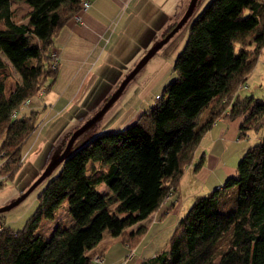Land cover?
<instances>
[{"label":"trees","instance_id":"16d2710c","mask_svg":"<svg viewBox=\"0 0 264 264\" xmlns=\"http://www.w3.org/2000/svg\"><path fill=\"white\" fill-rule=\"evenodd\" d=\"M20 1L29 6L23 22L13 18L12 3ZM82 4L0 0L5 24L0 52L22 78L7 94L0 58V183L24 163L23 146L39 125L38 110L29 106L55 82L61 63L52 66L55 38L81 14ZM263 49L264 0H211L194 19L173 66L176 76L157 101L119 130L77 139L23 228L11 229L0 220V264H93L89 250L106 230L134 249L147 228L130 227L177 192L205 132L224 110L230 117L246 115L240 138L255 132L258 139L240 158L234 176L194 200L169 249L140 264H264V97L240 91ZM202 163L203 156L195 169ZM102 181L111 192L96 188ZM65 200L75 223L57 225L45 237L38 232L40 224Z\"/></svg>","mask_w":264,"mask_h":264},{"label":"rangeland","instance_id":"374dc122","mask_svg":"<svg viewBox=\"0 0 264 264\" xmlns=\"http://www.w3.org/2000/svg\"><path fill=\"white\" fill-rule=\"evenodd\" d=\"M190 0H147L139 7L135 15L132 8L123 6L115 17V25L127 15L133 17L122 39L115 49L104 55L98 67L96 77L81 91V82L77 85L76 94H66L55 86L42 96L32 98L29 107L38 110V128L23 146L24 163L11 179L0 183V207L7 205L24 192L40 175L53 155L62 148L67 136L92 117L117 89L121 81L135 66L137 61L162 39L167 29L177 22L187 9ZM211 0H198L192 14L182 26L150 57L134 77L125 86L122 93L106 112L80 137L90 139L104 132L115 131L136 120L140 112L148 109L157 101V94H162L164 86L175 78L173 69L175 60L184 48L192 23L197 15ZM13 18L18 22L27 21L24 17L29 6L26 2H13ZM5 26L0 21V28ZM0 58L5 61L6 92L9 94L22 82L21 75L3 52ZM247 87L240 91L244 95L264 97V49L246 80ZM57 84V83H56ZM79 93V94H78ZM69 95V96H68ZM207 112L202 113L205 119ZM213 132V131H212ZM210 132V133H212ZM255 132L246 137L225 139L221 135H207L200 142V154L206 151L205 163L214 165L221 159L228 165H237L245 149L257 139ZM199 157V155H198ZM92 167V165H89ZM99 167L98 162L95 163ZM60 167L39 183L23 200L12 208L0 212V220L11 229L23 228L39 203V193L46 183L54 177ZM101 192H111L105 181L96 185ZM212 186L210 190L214 189ZM175 195V194H174ZM75 223L65 200L55 211L54 217L45 219L38 232L49 238L57 225L70 227ZM108 232V230H106Z\"/></svg>","mask_w":264,"mask_h":264},{"label":"crops","instance_id":"0c3cea01","mask_svg":"<svg viewBox=\"0 0 264 264\" xmlns=\"http://www.w3.org/2000/svg\"><path fill=\"white\" fill-rule=\"evenodd\" d=\"M144 1L147 0H91L88 9L81 12L80 20L71 18L54 41V48L61 57V63L50 90L55 86L63 93L70 95L73 93L74 96L79 82L82 91L95 80V68L98 67L100 60L115 49L128 25L134 20L130 15L124 19L123 15L119 24L114 27L119 9L128 6L127 8H132L134 10L132 12L137 15ZM245 117V114L230 117L228 111L224 110L205 132L203 138L207 135H221L225 139H235L239 135L240 123ZM255 137L258 139L259 134L256 133ZM202 156L203 163L195 169L197 161ZM205 160L206 151L200 154V150L197 149L194 160L185 169L177 192L166 198L147 218L130 227L136 229L143 225L147 229L129 256L130 248L119 236H113L109 232H105L103 239L90 249L89 253L102 255L104 261L99 264H140L159 251L169 249V239L194 200L223 186L228 177L236 174L238 164L228 165L221 159L219 163L211 166L206 164ZM212 186L215 188L210 190Z\"/></svg>","mask_w":264,"mask_h":264},{"label":"water","instance_id":"95a60500","mask_svg":"<svg viewBox=\"0 0 264 264\" xmlns=\"http://www.w3.org/2000/svg\"><path fill=\"white\" fill-rule=\"evenodd\" d=\"M198 0H190L187 6L186 11L182 15V17L176 22V24L164 35L162 39L157 41L153 46H151L147 52L137 61L135 66L131 69V71L125 76V78L121 81L117 89L110 95V97L106 100V102L101 106V108L88 120H86L82 125L78 126L75 130H73L65 144V146L60 148L52 157L50 162L45 166L40 175L29 185V187L22 192L16 199L0 207V212L8 210L18 204L21 200H23L39 183H41L54 168L58 167L60 163L74 150L76 147V141L80 137L81 134L89 128L92 124H94L112 105V103L118 98V96L122 93L127 83L130 81L132 77L142 68V66L150 59V57L183 25V23L188 19V17L192 14L195 5Z\"/></svg>","mask_w":264,"mask_h":264},{"label":"built area","instance_id":"2783aa9c","mask_svg":"<svg viewBox=\"0 0 264 264\" xmlns=\"http://www.w3.org/2000/svg\"><path fill=\"white\" fill-rule=\"evenodd\" d=\"M90 3H91V0H83L82 11H85L86 9H88V7L90 6ZM75 19L80 20L81 19V14L80 13L76 14L75 15ZM52 57L54 58V62L52 63V66L55 67L57 61L60 60L61 57H60V55H59V53L57 51H53L52 52ZM245 87H247V83L246 82L245 83H242L240 85V89L245 88ZM133 250L134 249H132L130 251V253L128 254V256L133 252ZM92 261H93V263L99 264V263H103L104 258L102 257L101 254H95L93 256V258H92Z\"/></svg>","mask_w":264,"mask_h":264},{"label":"flooded vegetation","instance_id":"af4514ba","mask_svg":"<svg viewBox=\"0 0 264 264\" xmlns=\"http://www.w3.org/2000/svg\"><path fill=\"white\" fill-rule=\"evenodd\" d=\"M169 31V30H168Z\"/></svg>","mask_w":264,"mask_h":264}]
</instances>
